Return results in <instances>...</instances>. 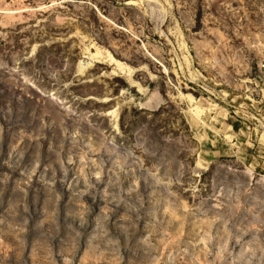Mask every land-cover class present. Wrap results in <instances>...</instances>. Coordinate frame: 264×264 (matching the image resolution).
Segmentation results:
<instances>
[{"label":"rangeland","instance_id":"374dc122","mask_svg":"<svg viewBox=\"0 0 264 264\" xmlns=\"http://www.w3.org/2000/svg\"><path fill=\"white\" fill-rule=\"evenodd\" d=\"M0 264H264V0H0Z\"/></svg>","mask_w":264,"mask_h":264},{"label":"bare ground","instance_id":"6f19581e","mask_svg":"<svg viewBox=\"0 0 264 264\" xmlns=\"http://www.w3.org/2000/svg\"><path fill=\"white\" fill-rule=\"evenodd\" d=\"M92 58H93V61H96V62H102L100 60V52L99 51H96L95 53L92 54ZM111 60L115 63H117L118 66L121 67V64L120 62L116 61L112 56H111ZM79 69H81V66L79 65Z\"/></svg>","mask_w":264,"mask_h":264}]
</instances>
